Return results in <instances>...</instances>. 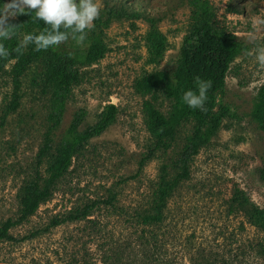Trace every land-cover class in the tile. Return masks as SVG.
<instances>
[{
  "label": "rangeland",
  "instance_id": "obj_1",
  "mask_svg": "<svg viewBox=\"0 0 264 264\" xmlns=\"http://www.w3.org/2000/svg\"><path fill=\"white\" fill-rule=\"evenodd\" d=\"M99 2L84 43L59 45L73 53L80 76L45 157L39 158L51 91L45 59L21 76L15 110L13 61L0 72V225L20 215L28 182L46 181L77 109L87 111L80 129L94 124L107 103L118 109L114 122L74 154L50 197L9 230L10 239H0V264H264V227L252 216L264 210V121L256 108L264 69L254 54L264 46V0ZM203 21L234 33L247 49L231 62L217 97L220 126L191 158L189 177L158 201L162 167L170 178L179 171L176 160L195 121L185 117L149 156L157 137L148 103L167 115L175 100L141 83L159 71L170 74L184 36ZM31 32L22 30L20 40ZM92 42L104 50L88 59ZM91 204L88 216L50 226Z\"/></svg>",
  "mask_w": 264,
  "mask_h": 264
},
{
  "label": "trees",
  "instance_id": "obj_2",
  "mask_svg": "<svg viewBox=\"0 0 264 264\" xmlns=\"http://www.w3.org/2000/svg\"><path fill=\"white\" fill-rule=\"evenodd\" d=\"M6 0H0V11H3ZM124 12L121 8L120 14ZM31 15H20L14 18L11 23L15 25V35L9 40L0 41L10 52L7 60L0 59V72L5 66L13 61L11 76L14 83V101L10 109L15 110L18 106V89L20 78L32 62L41 58L45 59L44 77L50 87V106L47 116V130L44 143L40 149L39 158L45 157L52 150V134L61 124L65 112L70 88L80 76L73 53L62 47H52L46 51H35L34 45H28L22 55H18L14 49L20 41V33L24 29H31V34H39L48 26L43 21L34 20ZM247 46L238 41L234 33L229 31L216 32L208 21H203L190 30L183 38L179 51V58L174 70L169 74L167 71H159L146 77L141 86L146 90L151 88H164L167 96L174 98L175 103L172 110L163 114L158 108L148 103V116L151 129L157 139L155 145L150 149V156L156 148L163 143V139L174 134L175 127L187 116L195 121L194 129L187 137L186 143L176 160L179 171L173 178L167 175L166 166L162 167V174L157 184L156 200L164 201L178 182L187 179L190 175V160L197 154L200 147L206 144L210 136L220 126L224 112L217 105V97L225 88L226 75L233 59ZM104 46L92 42L87 49V58L94 59L103 53ZM211 81V88L207 93L205 107L207 111L192 109L183 102L182 96L185 91H197L195 78ZM257 112L260 122L264 121V85L258 90ZM117 106L107 103L97 115L94 124L80 129L87 114L86 109L79 108L71 116L70 122L65 130L60 154L49 168V176L41 184L38 180L28 182L23 188L20 198V215L17 219H6L0 225V239H10L9 230L27 220L35 213L39 205L50 197L56 181L68 170L74 154L80 150L91 138L99 136L115 120ZM164 145V144H162ZM264 180V164L260 170ZM85 207L76 213H71L63 219L54 218L50 226L60 224L65 220H77L88 216L89 209ZM264 227V210L255 209L253 215ZM257 223V222H256Z\"/></svg>",
  "mask_w": 264,
  "mask_h": 264
},
{
  "label": "clouds",
  "instance_id": "obj_3",
  "mask_svg": "<svg viewBox=\"0 0 264 264\" xmlns=\"http://www.w3.org/2000/svg\"><path fill=\"white\" fill-rule=\"evenodd\" d=\"M100 11L99 0H7L5 8L0 11V41L15 35V25L11 21L17 15L34 13L32 18L43 21L48 27L39 34H24L14 49L18 55H22L30 44L37 52L58 47L69 39L83 44L88 32L94 28ZM254 54L260 69H264V46L256 48ZM10 55L4 43L0 42V59L7 60ZM195 83L197 91H185L182 100L192 109L207 111L205 103L211 81L196 77Z\"/></svg>",
  "mask_w": 264,
  "mask_h": 264
}]
</instances>
